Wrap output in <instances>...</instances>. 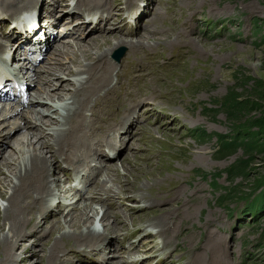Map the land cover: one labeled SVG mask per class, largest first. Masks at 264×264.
<instances>
[{"label": "rangeland", "instance_id": "1", "mask_svg": "<svg viewBox=\"0 0 264 264\" xmlns=\"http://www.w3.org/2000/svg\"><path fill=\"white\" fill-rule=\"evenodd\" d=\"M82 1L90 6L94 4L89 0ZM117 1V7H120L117 10L124 18L121 24H117L119 26L117 28L121 29L119 33L123 35V31L129 33L138 27L137 33L124 39L130 46L144 49H133L126 44L127 47L121 46L115 48L113 52L110 49L105 52L109 55L111 53L110 58L113 60L114 55L120 54L123 48L126 49L121 63L113 60L117 67L115 73L125 71L124 80L118 82V74L112 78V83L122 93L132 84L133 79L130 75L134 73L138 76L134 78L135 86L128 89L139 88L142 84L138 94L145 98L140 105L128 109H115V112L122 115L115 125L93 124L97 113L102 115L103 104L93 106L94 101L89 104L88 109L96 111L98 107L100 109L97 113L87 111L88 121H93L89 122L90 127L94 130L101 129L105 133L104 137L106 136L100 141L92 139L90 146L96 149L103 140L101 147L106 159L93 155L94 161L86 167H78L83 163V159L72 164L66 156L55 155L59 165L54 166L55 173L51 177L50 185L58 183V178L62 176L64 170L67 180L63 183L67 185L66 190L71 192L69 190L70 185L73 186L71 172L75 171L81 182V186L77 188L85 189L65 194L54 188L55 200L52 203L55 207L60 201V206H64V214H59L58 208H53L50 219L45 215L42 227H36V230L39 229L38 232L28 233V236L21 239L16 249L19 256L16 259L2 260L0 264H52L49 261L51 248L55 240L56 244L59 242L60 234L67 232L69 228L64 226L52 237L51 218L55 220L59 218L60 222L65 224L64 219L69 216L67 213L70 211L68 210L70 203L74 204V207L77 206V213L85 205L92 207L90 220L94 224L91 229L100 232L101 235L106 227L102 219L108 211L119 214H114L110 219L121 220L125 227L108 234L112 244L110 250L104 253H102L105 247L104 236L103 241L96 244L99 246L96 251L93 249L95 246H84V243L75 246L74 242L65 244L64 241H60L61 244L55 246L59 259L53 264H111L119 260L122 264H133L136 260H140L139 264H154L161 255L167 257L161 264H264V208L257 214L249 213L251 208L244 205V202L235 200L226 203L222 199L226 193L225 188L234 187L244 196L257 194L256 200L258 199L260 205H264V188L261 187L264 183H259L264 181V153L249 157L241 150L229 154L217 152V138L221 135L229 139L234 133V126L227 119L221 106L230 89L237 86L236 78L242 80L240 85L246 84L247 77L264 81V44L256 45L260 43L261 36L254 31V21H264V0H150V11L147 9L149 13L141 21L139 19L135 21L136 18L133 16L135 2L136 8L141 12L147 3L146 0ZM2 2L0 0L1 4ZM66 2L68 6H62ZM71 2H77V7L80 6L79 0H44L45 9L42 10L38 6L33 7L32 3L20 5L27 9L31 20L37 21L39 13H42L40 21L43 26L50 23L56 28L51 32L49 42L45 41L44 49L35 52L36 59L21 57L11 64L13 53L17 50L16 46L13 47L8 66L11 67L15 78L13 84H18L14 86L15 89L13 88L14 93L9 90L3 91L0 84V191L7 194L6 198L0 197V227L3 226L4 230L0 233L1 238L11 234L8 223L2 218L9 204L7 197L12 193L10 190L12 177L3 168L4 159L14 154V161L10 164L16 167L22 155L27 157V151L22 154L21 148L27 147L28 144L17 141L22 135L33 131L35 134L29 140L34 139L36 145L37 142L46 143L44 148L52 149L47 153V158L54 157L56 152L53 150L54 141H49L46 137L55 133L53 129L64 126L63 123L56 125L47 120L57 121V118L62 120L64 110L73 101L70 96L65 97L66 93L72 92L69 87L84 77L81 74L70 76L72 71H69L67 66H70L72 56L70 60L64 59L59 62L60 58L58 59L56 55L57 45L60 43L67 46L70 42L72 45L81 42L82 46H86L90 42V38L85 40L82 33L76 34L74 38L67 35L74 34L68 31L71 23H68L67 17L80 16L78 13L72 15L64 13L75 7V4L73 6L69 4ZM50 7L53 8L52 13L48 12ZM0 12H2L0 15H3L5 11ZM52 14L57 15L54 18H57L58 25L51 19ZM5 24V21H0V27ZM102 25L100 31L106 30V36L115 33L109 24L104 22ZM7 26L8 24L5 27ZM217 26L218 28L212 31ZM84 32L90 34V30ZM7 35L0 36L2 44L9 42ZM138 42L140 44L137 45ZM102 50L92 49L91 58L82 59L78 65L85 67L96 57L101 56L106 49ZM4 53L6 50L0 52V73L5 72L3 66L8 60L3 56ZM30 60L33 63H29ZM23 62H26L24 67ZM131 62L136 64L134 68L130 67ZM57 65L64 66L65 71L49 69ZM35 68L39 75L43 76V80L35 79L33 83L31 71ZM144 70L145 74L140 77ZM53 74L55 77L51 80ZM49 75L51 77H48ZM252 84L253 82L246 84L245 89L240 87L238 92L253 98ZM49 93L56 95V98L53 96L54 99H51ZM7 95L12 96V99H5ZM97 96H100L99 91ZM123 96L122 99L126 98L127 93ZM115 101H118L117 97ZM13 103L19 107L16 108ZM136 103L138 101L134 102ZM11 108L14 109L13 112H10ZM35 109H38L35 111L38 121L28 118L29 111ZM132 109L133 112H128ZM35 112L30 113V116L33 117ZM2 113H7V117L3 118ZM125 115L130 122L134 121L130 131L132 134H125L122 129L117 130L118 126H123L120 124ZM27 121H32L36 128L32 127V130L27 131L25 128ZM201 132L207 133L208 136L201 138ZM117 135H125L126 144L123 145L122 152L115 145ZM64 147L65 145L62 146ZM239 161H246L248 168L245 174L232 179L227 170ZM68 165L69 168L66 167ZM92 170L101 171L95 181H104L102 183L107 188L101 185L96 190L95 184L85 183V177ZM208 175L210 176L206 178ZM214 175H219L216 189L211 177ZM50 196L51 193L50 195L47 193L46 197ZM24 197L28 200L31 198L27 194H24ZM30 210V213H33L32 209ZM136 233L138 236L143 234L149 236L142 239L132 251L128 249L127 244L133 234L137 236ZM106 247L108 248L107 245ZM127 250L132 251L130 256L125 255ZM200 255L202 256L199 259Z\"/></svg>", "mask_w": 264, "mask_h": 264}, {"label": "bare ground", "instance_id": "2", "mask_svg": "<svg viewBox=\"0 0 264 264\" xmlns=\"http://www.w3.org/2000/svg\"><path fill=\"white\" fill-rule=\"evenodd\" d=\"M2 1H3L2 2L3 4L0 3V10L5 11L6 13L5 12L3 13L6 15H9L12 22H16L18 24L24 25L28 30H30V32L25 33V35L16 36L17 31L13 29V27L11 26L9 28L8 37H10L13 41L14 40H19V41H17V43L15 44L14 43L10 44L9 42H7L6 44L3 43L4 45L2 44V42H0V52H4L7 48H10V51H11L14 46H17V50H15V53H13V61L21 57L23 58L28 57L30 59H36L35 52L39 49H41V51L44 49V46L46 43L45 41L47 40L49 42V37L51 36V32H53L56 26H51L50 23H47V26H43L42 22L40 21V18L43 17L42 13H39L37 21L31 20L28 16L27 9L25 7H21L20 5L32 3L33 7L38 6L39 9L41 8L42 10V8L45 9L44 0H2ZM89 1L91 3H94L92 5H94L95 7L84 3L82 0H79L80 6L77 7L78 10L73 9V12L71 13H67V10L64 11V13L66 14L72 15L73 13H78L80 15L79 17L78 16H68L67 17V19L69 20L68 23H71L70 28H68L69 29L68 31H72L71 33H74V34H67V35H70L71 37L74 38L76 37V34L82 33V36L85 37V40L86 39L89 40L90 38V42L88 43V45L82 46L81 42H78L77 44L73 43L72 45L70 41L65 40V42L66 41L68 43L70 42L69 45L67 46L61 45L64 43H60V45L59 44L57 45L58 51L56 52V55H58V59L60 58L59 62H62V60L64 59L70 60L69 58L70 56H72V59L70 61V66H67V69L69 71H72L70 72L71 73L70 76L75 75V74H81L84 77L79 79L77 84L73 83L74 85L72 87H69L72 89V92L66 93L65 97L70 96L69 98L73 99V101L71 102V105L69 106L67 105V108L64 110L65 114L63 115V117H61L62 120H59L58 118L56 119L57 121L47 120V122L56 123V125H60L61 123H63L62 126H64L60 129H53L55 133H52L51 136L46 137L47 140L54 141L53 143L55 144L54 145L55 148L53 147V150L54 149L56 150L54 157L51 156L50 158H47V153L52 151V149L48 150L49 149L48 148L46 150V148H44L45 147L44 145L46 143L42 144V143L37 142V145H36L33 142L34 139L33 141H31L32 139L29 140V138L35 134L33 133L34 132L33 131L32 133L22 135L21 139L18 138V141H17V142L19 141L26 142L28 144L27 147L21 148L22 154H25L27 151L26 153L27 157L25 155H22L21 160L19 161V164L16 167H13L10 164L11 161H14V156H13L14 154H10L9 157L4 159L5 164L3 168L6 169L8 174L12 177L11 178V188H10L12 193L11 195L7 197L9 204L5 208L2 218H5L3 220H6V222L8 223L11 234L7 236H3L2 238L0 237V261L10 260L14 258L16 259V257L19 256L16 252V249L21 239L25 236H28V233H34V232L36 233V231L38 232L39 229L36 230V227L37 226H40V228L42 227V224H43L42 220L44 217L48 216L49 217L48 219H50V216L53 215V212H52L53 208L55 207L58 208V213L64 214L63 212L64 206L62 207L60 206V201H58L57 205H55L54 207V204H53L54 203L53 200H55V198H53L54 188L61 190L65 194H70L73 191L81 192L78 189H82V188L85 189L84 187L75 188L74 186L70 185L69 190H71V192L67 191L66 190L67 185H64L63 183L64 180H67V177H66L67 175L64 170L62 171L63 173L61 174L62 176L58 178L59 179L58 183L54 184V186L52 183H51L52 185H50L51 177L55 173L54 166L59 165V161L55 155L62 154L66 156L69 162L72 164H76L77 163L76 161L83 159V163L78 167H86L91 161H94L95 157L93 155L97 157L103 156V158H105V155L103 154V149L101 147V145L103 144V140L102 142H99V147H96V149H93L90 146L92 139H97L100 141V139H105L106 136L104 137L105 133H103L101 129L94 130L93 127H90L89 122H91L92 120L88 121L87 119L88 115L86 114L87 111L91 110L92 112L97 113V111L100 109L99 107L97 111L91 108L88 109L89 104L93 101H94L93 106L94 104H99V103L103 104L102 115L97 113L95 121L94 122L92 121L93 124L104 125L106 123L110 125L113 123L115 125V122L118 119H120L119 117L122 116L120 113L115 112L116 111L115 109H119V110L128 109V108L134 107V105H140L141 101L144 100L145 98V97L141 98L142 95L138 94V91H140L141 89L140 87L143 86L142 84L141 86H139V88L137 87V88L128 89L130 86L131 87L133 85L135 86L134 78L138 76H136V74L134 73L133 75L132 73L130 75V77H132L133 79L132 84H130V86H128L124 92L120 93L119 89L114 87L115 84L113 85L112 78H114V76L116 75L118 76L119 74V79L117 81L118 82L123 81L125 77L124 76L125 71L119 72L118 74L115 73L117 67L115 66L113 60H111L110 58L111 53L110 55L109 53L105 54V52L109 49L112 50L113 52V50L117 47H121V46L127 47V45L129 44L126 43V40L124 39V37L131 36V35L133 36V34L135 32L137 33V31L139 30L138 27L136 30L132 29V31L129 33H127L126 31L125 32L123 31V35L120 34L119 33L120 28L119 29L117 28L119 27L117 24L118 23L121 24L124 21V18H123V15L119 13L117 10L120 8V7H117L118 1L117 0H89ZM146 1L147 3L144 4L143 10H141V12L136 8V2H135V8H134L135 14H133V16H135L136 18L135 21H137L138 19L139 21H141L149 13L150 11L149 7H150L151 1L150 0H146ZM5 5L8 7H5ZM62 6H68L67 2L63 3ZM52 10L53 8L50 7L48 12L52 13ZM55 12H57V10H55ZM81 12H86L88 13L89 17L93 16L99 21L96 24L88 23L85 20L84 15L81 14ZM1 13L2 12H0V14ZM56 16H57L56 14H54V16L52 14L51 19L55 20V23H54L55 25H58L57 18H54ZM0 21H4V20L0 18ZM104 22L106 24H109V27L111 26L112 31H115V33L109 36H106L105 35L106 30L101 32L98 27L101 26ZM85 30H90V34L87 35L84 32ZM120 36L122 38H120ZM166 41H169V40L166 39ZM19 43H21L20 46H19ZM135 44L132 43V45H135ZM138 44H140V42H138L137 45ZM29 46H31V49H28ZM128 47H131V48L133 47V49H140V48L142 50L144 49L143 47H139V46H138L139 48H135L134 46H130V45ZM103 48H105L106 50H104L103 53L101 52L102 54L101 56H99L100 58L96 57L97 59L95 58L94 61L85 65V67H80L84 65H78L81 63L82 59L86 60L87 57L91 58L90 53L92 49L102 50ZM9 61L7 60L5 65L3 66L5 72L0 73V84L3 86V91L9 90V92L14 93L13 88L18 83L15 85L13 84L12 74L9 72L10 69L7 67L9 64ZM25 63L23 62V67L25 66ZM29 63H33V62L30 60ZM18 64H22V63H18ZM136 64L131 62L130 67L134 68ZM29 67H32V66H29ZM75 68L77 69L76 71L74 70ZM49 69L50 70L59 69V71L61 72L65 71L64 66H58V65L57 67L54 66V67H50ZM23 70H25V68H23ZM145 72L146 70L143 71L140 77H142L145 74ZM31 73L33 74L32 78H34L33 83L35 79L36 81L43 80V76L39 75L36 68L35 70L31 71ZM48 77H51V76L49 75ZM54 77L55 75L53 74V77H51V80H53ZM48 81H50V79H48ZM69 85L70 83H68V86ZM41 91H44V90H41ZM98 91H99L100 96H97ZM115 93H116V97L118 101H115L116 100V97H114ZM124 93L125 94L127 93V96L126 98L122 99L124 97L123 96ZM49 96L51 97V99H54L52 98L54 95H52L51 93H49ZM60 96L62 97V95ZM11 97L12 96L7 95L5 99H12ZM54 97L56 98V95ZM136 101H138V103L134 104V102ZM18 107L19 106L16 105V108ZM150 109H152V111L154 110L153 108H150ZM13 110L14 109L11 108L10 112H13ZM35 111L37 112L38 109L29 111L28 118L30 117L32 118V120L34 119L38 121L37 114ZM57 111H58V108H57ZM32 112H35V115L33 117L30 116L31 115L30 113ZM128 112H133V109ZM149 114L151 113H148V115ZM2 116L3 118L7 117V113H2ZM133 123L130 122L128 119V116L125 115L122 118L121 124H120L123 126H118L117 130L122 129L123 131H125V134L130 133ZM32 127L36 128V126L34 127L32 125V121L31 122L27 121L25 123V128L27 129V131L32 130ZM109 129H112V128L110 127ZM104 132H106V130ZM87 133H89V135H87ZM124 136L125 135L116 136L117 143H115V145L116 147H118V149L121 150V152H122L123 145L126 144L124 143ZM63 145H65L64 148H62ZM92 149L94 153L91 152ZM49 164H50V168H48ZM109 167L112 168L113 166L112 167L109 166ZM106 168H108V166H106ZM125 168L127 169L128 167L126 166ZM100 172L101 171L99 170H92L85 177V183L86 184L93 183V185L95 184L94 187L96 186L95 187L96 190L98 189V187H101V185L102 187L105 186L103 188H107L106 185L102 183L104 181L102 182L100 181L101 183L98 181H95L98 173ZM108 174L110 175V173H107V175ZM0 182H1V178H0ZM104 191L107 192L108 190L104 189ZM47 193H49V195L51 193V196L46 197ZM24 194L31 196V198L29 200L26 199L24 197ZM6 196L7 194H5L4 191H0L1 198H6ZM68 206H69L68 210L70 211H68L67 213L69 216L64 219L65 224H63L62 221L60 222L59 218H57L56 220L51 218L50 233L52 237L55 235V233L60 232V230H62L64 226H67L69 230L67 232L65 231L60 234L61 237L59 240L57 239L59 241L57 244H56L57 241L55 240L54 246L51 248V251L49 253V257H50L49 261L52 264L58 261L59 256H57V253L55 252V246L59 245L60 241H64L65 244L66 243L71 244L74 242L75 246L81 245L82 243H84L83 244L84 246L85 245L87 246L89 245V247L95 246V248L93 249H95L96 251V249L99 248V246H96V244H98L102 240V236H104L105 247L102 249V253H104L105 251L108 252L112 244V242L110 241V236L108 234H110L113 231L123 229L125 227L121 224L120 222L121 220L116 221V220L110 219L114 214L115 215H119V214L111 213L109 211L104 214L102 220H103V223H106L105 224L106 227L104 228L102 235H101L100 232H97L96 230L91 229L92 225L94 224V222L90 220V215H91L90 210L92 207H90L89 205H85L84 207L81 208L80 212L77 213V208H76L77 206L74 207V204L72 203H70ZM29 208L32 209L33 213H30L31 210ZM44 212L46 213L44 214ZM166 222L167 221H165V223ZM1 231L2 232L4 231L3 226L0 227V233ZM170 231H172V229ZM213 243L212 245L214 246ZM106 245L108 246V248L106 247ZM61 248L66 249L64 247H61ZM214 249H216V247ZM126 254L127 256H130V253L128 252H126L125 255ZM201 256L202 255H200L199 257L197 256V257L200 259ZM111 264H122V263L119 260L116 262L114 261Z\"/></svg>", "mask_w": 264, "mask_h": 264}, {"label": "trees", "instance_id": "3", "mask_svg": "<svg viewBox=\"0 0 264 264\" xmlns=\"http://www.w3.org/2000/svg\"><path fill=\"white\" fill-rule=\"evenodd\" d=\"M254 31L258 36H261L260 43H256L257 46L264 44V21H254ZM237 86L232 87L224 98L221 108L225 111L227 119L232 122L234 126V133L231 138H225L219 136L218 140V153H235L241 150L246 156H252L254 154L264 153V81L261 79H254L252 77L245 78L246 84L253 82L251 90L252 96H246L245 93L238 92L240 87H246V84L240 85L242 80L236 78ZM211 111L210 109H207ZM207 133L201 132L200 137L205 138ZM217 136V135H216ZM246 161H239L227 170L229 176L234 179L240 175L245 174L247 169ZM208 175L206 178H208ZM219 175L212 177L214 189L218 187ZM263 184L264 181H259ZM264 188V184L261 186ZM226 193L222 199L226 203L231 201H242L248 206L250 212L257 214L259 210L264 208V205L256 200L257 194L251 193L244 196L241 191H236L234 187L225 188ZM263 190V189H262ZM264 192V191H263ZM264 235V234H263Z\"/></svg>", "mask_w": 264, "mask_h": 264}, {"label": "water", "instance_id": "4", "mask_svg": "<svg viewBox=\"0 0 264 264\" xmlns=\"http://www.w3.org/2000/svg\"><path fill=\"white\" fill-rule=\"evenodd\" d=\"M125 50H126V49H125V48H123V49H122V52H121V54H123Z\"/></svg>", "mask_w": 264, "mask_h": 264}]
</instances>
